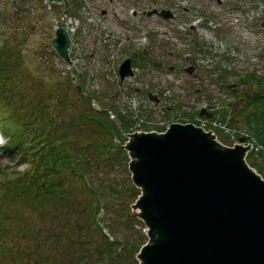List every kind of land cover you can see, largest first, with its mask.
Returning <instances> with one entry per match:
<instances>
[{"label":"rangeland","instance_id":"1","mask_svg":"<svg viewBox=\"0 0 264 264\" xmlns=\"http://www.w3.org/2000/svg\"><path fill=\"white\" fill-rule=\"evenodd\" d=\"M68 1L80 3L77 8L70 4L69 12L77 16L73 17L74 22L81 23V27H77L76 33L71 35L69 55L72 65L69 71L50 44L63 6L53 4L54 8H51L43 0H0V50L5 44L12 55L4 56V52L0 56V60L7 64L1 75L9 79L6 83L2 81L3 92L8 91L9 94L0 97V133L5 142L0 146V182L16 178L26 166L17 158H11V154L17 153L22 146L13 153L3 150L9 143L8 135L4 133L7 122L3 123V119L8 115L10 105L16 102L18 95L23 104L29 105L32 100L25 99L21 91L32 86L38 87L44 96L53 90L57 100L54 113L62 123L58 130L62 132L63 123H68L69 116L75 115L76 122L68 124L71 129L80 126L84 142L93 139L104 142L107 150L98 145L96 148L99 152L104 150L110 157L98 161L101 169L92 172L88 180L101 200L97 225L109 242L115 240L122 243L133 232H141L145 236L141 221L134 218L141 223H129L124 218L125 212L132 213L128 205L134 203L139 193L127 168L130 158L125 153L124 158L112 159L111 153L123 140L110 137L101 130L96 131L91 121L92 124L80 121L78 125V111L87 110L89 98L93 97L95 102H91L92 107L99 112H107V116L101 118L106 119L111 114L113 121L115 115L130 120L122 136L124 145L129 141L128 135L134 133L137 116L179 123L183 118L188 120L186 113L193 115L202 104L207 108L220 106V110L226 112L232 110L234 125L246 126L247 101H244L242 93L246 90L251 92L254 81L245 77L254 74L264 82V30L261 26L264 0H155V4L153 0ZM152 8L169 9L172 18L163 20L155 15H141ZM103 11L106 14L102 15ZM134 14L137 16L133 17ZM88 18L93 19L91 22H95L97 28L101 22L105 31L101 32L100 28L95 32L92 26H87L91 23ZM145 30L149 32L148 43L147 38L137 43V39L146 34ZM140 46L145 47L148 56L145 65L140 64L139 72L134 64L131 65L132 74L126 75L119 84L112 67L130 57L133 51L141 49ZM188 67L192 69L190 74L186 72ZM76 85L80 86L81 92H77ZM259 88L257 84L254 92ZM149 93L159 99L157 104L149 100ZM259 104L264 106V98L259 100ZM163 109L167 112L160 118L158 110ZM113 123L118 124L116 121ZM12 125L18 128L16 114L13 115ZM218 137L224 142L222 136ZM252 169L264 179L261 171ZM128 186L133 188L131 194L125 189ZM20 207L22 205L7 207L1 219L12 218L13 214L22 219L19 216L23 211L30 212V208ZM82 213L78 211V214ZM23 218H27V214ZM1 219L0 231L5 232L0 233V264H10L8 259L15 257L21 260V256L24 258L26 254H31L23 237L8 228V223L12 226V221L8 219L7 223ZM81 220L85 218L81 217ZM18 227L17 223L14 227L16 231ZM8 251L14 254L10 258ZM32 259L35 258H24L23 264H31Z\"/></svg>","mask_w":264,"mask_h":264},{"label":"water","instance_id":"2","mask_svg":"<svg viewBox=\"0 0 264 264\" xmlns=\"http://www.w3.org/2000/svg\"><path fill=\"white\" fill-rule=\"evenodd\" d=\"M47 1L62 4L65 18L67 0ZM155 13L172 18L165 9L147 15ZM50 44L69 71L70 38L60 23ZM118 74L120 82L132 74L129 59ZM148 97L158 103L156 96ZM199 115L212 116L205 109ZM128 136L122 148L139 190L130 217L143 223L147 238L135 255L137 264H264V179L244 159L249 146L223 145L212 131L192 123Z\"/></svg>","mask_w":264,"mask_h":264},{"label":"trees","instance_id":"3","mask_svg":"<svg viewBox=\"0 0 264 264\" xmlns=\"http://www.w3.org/2000/svg\"><path fill=\"white\" fill-rule=\"evenodd\" d=\"M73 6L78 7L79 3L74 2ZM50 7L54 8V5L50 4ZM3 53L4 56L12 57L6 45L0 50V56ZM130 59L132 65H145L147 54L135 53ZM140 61L143 63H139ZM0 62V97L3 98L9 93L3 92L2 86L9 79L2 77L1 72L7 69V64L1 60ZM245 79L254 81L251 83L252 91L246 90L242 93L244 101H247L245 124L252 128L257 141L264 145V106L257 105L259 100L264 98V82L258 80L254 74ZM257 84L260 88L254 92ZM21 92L25 99L32 101L29 105L23 104V99L18 95L16 102L10 105L8 115L3 119L4 123L7 122L4 133L8 135L9 143L3 150L13 153L17 147L22 146L17 153L11 154V158H17L20 163H25L26 167L16 178L0 182V216L5 214L4 210L11 205L28 206L30 212L23 211L19 216L22 219H18L15 214L12 218L0 219L7 223L10 219L12 226L8 223V228L16 235H21L30 248L31 254H26L24 258L34 257L31 264H137L135 255L146 240L141 232H133L132 236L126 237L122 243L115 240L109 242L97 225L101 200L88 178L92 172L101 169L98 161L110 157L105 154L104 150L107 149L104 142L99 143L96 139L84 142L80 126L71 129L68 124L74 120L76 122L75 115L69 116L68 123H63L62 132L58 130L59 124L62 123L54 113L57 100L53 90H50L47 96L34 86ZM91 99L95 100L93 97L89 98L87 110L78 111V125L80 121L92 122L96 131L101 130L110 137L116 136L124 141L123 132L130 120L122 115L121 118L116 116L118 127L109 117L101 118L107 116V112L93 109L90 105ZM91 112L94 115H90ZM166 112L165 110L164 114ZM14 114L17 115V129L12 125ZM186 115L189 117L188 121H193V115ZM97 145L99 148L104 147V150L99 152ZM124 156L125 152L120 145L111 153L112 159L115 160L116 157ZM245 160L250 167L256 168L264 175V160L256 162L251 153ZM125 189L127 193L133 192L131 186ZM22 207L20 208L23 209ZM78 211L83 213L78 214ZM24 214H27L25 219ZM84 214L85 216H82ZM81 217L85 220L82 221ZM124 218L129 223L139 222L132 219L127 212ZM17 223L19 227L16 231L14 227ZM4 232L0 231L1 234ZM11 255H14L13 252L8 251L7 256L10 258ZM20 258L21 260L14 257L8 261L10 264H18V261L23 264L24 258ZM4 259L6 260V257Z\"/></svg>","mask_w":264,"mask_h":264},{"label":"built area","instance_id":"4","mask_svg":"<svg viewBox=\"0 0 264 264\" xmlns=\"http://www.w3.org/2000/svg\"><path fill=\"white\" fill-rule=\"evenodd\" d=\"M90 20H91V18H90ZM69 23H71L70 20H69ZM68 29H69L71 35H74V33L76 31L75 26L74 25H70L68 27ZM200 123H201V125H205V123H207V122L202 120ZM211 126L212 127H220L226 134H228V136L232 140L235 138L236 134H241V135H244L246 137L249 136L248 132L245 129L236 130L234 128L229 127L227 124L226 125L225 124H221V123H219L217 121L211 122ZM257 148H259V147H255V149H257Z\"/></svg>","mask_w":264,"mask_h":264},{"label":"bare ground","instance_id":"5","mask_svg":"<svg viewBox=\"0 0 264 264\" xmlns=\"http://www.w3.org/2000/svg\"><path fill=\"white\" fill-rule=\"evenodd\" d=\"M135 119H136L135 124L138 125L139 127H141V129H143V130H147L150 127H154V126L159 125L158 120H145L144 118H140L138 116ZM241 144L243 145V147L249 146L247 142H242ZM249 149H250V146H249Z\"/></svg>","mask_w":264,"mask_h":264},{"label":"flooded vegetation","instance_id":"6","mask_svg":"<svg viewBox=\"0 0 264 264\" xmlns=\"http://www.w3.org/2000/svg\"><path fill=\"white\" fill-rule=\"evenodd\" d=\"M153 4H155L156 2H155V0H153V2H152ZM105 14H106V12H105ZM141 15H145V13L143 12V13H141ZM137 16V14H135V15H133V17H136ZM157 16V15H156ZM147 17V16H146ZM157 65V64H156Z\"/></svg>","mask_w":264,"mask_h":264}]
</instances>
